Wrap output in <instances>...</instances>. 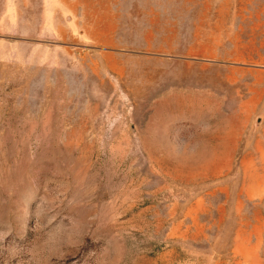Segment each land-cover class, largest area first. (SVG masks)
I'll return each instance as SVG.
<instances>
[{"label": "rangeland", "instance_id": "374dc122", "mask_svg": "<svg viewBox=\"0 0 264 264\" xmlns=\"http://www.w3.org/2000/svg\"><path fill=\"white\" fill-rule=\"evenodd\" d=\"M0 264H264V0H0Z\"/></svg>", "mask_w": 264, "mask_h": 264}]
</instances>
